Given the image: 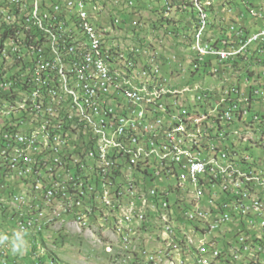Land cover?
Segmentation results:
<instances>
[{
  "label": "built area",
  "instance_id": "obj_1",
  "mask_svg": "<svg viewBox=\"0 0 264 264\" xmlns=\"http://www.w3.org/2000/svg\"><path fill=\"white\" fill-rule=\"evenodd\" d=\"M17 3L0 0L4 29L34 27L42 47L0 40V75L11 56L32 52L29 67L0 95L11 102L32 95L25 111L0 113V160L12 161L17 171L10 180V172L0 170V194L18 196L24 205L48 201L51 191H42L41 178L51 177L56 198L65 199L58 219L87 212L92 226L106 220L107 228L120 230L124 220L142 217L153 239L167 233L184 250L212 238L202 261L189 264H205V257L213 264H264V244L250 247L252 236L264 235V205H250V197L264 198V155H253L250 144L251 134L264 133V0H125L126 10L122 0H30L23 20L10 23ZM196 28H205V40L177 54L180 34L189 37ZM150 30H157L158 41H150ZM123 36L132 41L117 45ZM198 43H205V56H198ZM129 58H137L139 76L156 83L202 79L160 98H136L131 87L114 92L122 80L114 65ZM17 74L26 75L23 88H16ZM57 87H65L68 98ZM60 106L89 119V126H74L73 133L55 126L54 118L63 117ZM105 110H113V123L104 122ZM177 114H184V124H177ZM75 128L83 129V138H75ZM114 149H129V156L112 159ZM217 154L231 155L232 163L216 162ZM138 156H147L148 165L136 167ZM247 161L259 162V169H248ZM97 164L106 171L92 174ZM165 164H175V171H165ZM131 178L141 179L144 201L124 195ZM218 182H227V192ZM117 199L129 200L128 215L113 210ZM82 202H92V210L82 211ZM112 247L124 251L130 244ZM164 256L169 263L178 259Z\"/></svg>",
  "mask_w": 264,
  "mask_h": 264
},
{
  "label": "bare ground",
  "instance_id": "obj_2",
  "mask_svg": "<svg viewBox=\"0 0 264 264\" xmlns=\"http://www.w3.org/2000/svg\"><path fill=\"white\" fill-rule=\"evenodd\" d=\"M7 1H18L17 5L14 6L8 14V22H21L27 7L30 5V0ZM4 27V13H0V40H3L4 43H11L13 40H16V42H23L24 39L31 49L42 47V38L39 36V33L34 31V27L9 26V30L7 31ZM205 38V28H196L195 34H189V37H187V34H180L181 42L177 45V54L188 53L193 47V42H202ZM122 43L124 45V42H121V38H117V45H122ZM198 56H205V43H198ZM31 61L32 52H25V54H21L19 57H10L3 73L0 75V95H2V87L10 85L16 73H20L22 70L29 67ZM136 65L137 58H129V61L123 63L122 66L114 65V74L122 76V80L114 84V92L130 91L131 87L136 89V98H145L146 94L153 98H160L162 94H169L172 88H182V81L178 80V78H171V81H158V83H156L148 77H141L138 75L136 69H134ZM24 85H26V75L17 74L16 88H23ZM228 88H235V81H228ZM57 94L61 98H68V90L65 89V87H57ZM30 102H32V95H22L21 101L13 102L7 98H0V113L1 111L2 113L13 112L14 110L25 111V104H29ZM60 113L63 114V117H55L54 125L66 128V133H73L74 126H89V119L83 118L82 116H75L74 109H68L67 106H60ZM103 120L105 123H113V110H105L103 113ZM176 122L177 124H184V114H177ZM204 122H211V114H204ZM75 138H83L82 128H75ZM10 141H19V134H10ZM250 144L254 145L256 152L258 150L264 155V133L251 134ZM123 156H129V149H114L112 152V159H120ZM216 162L222 164L232 163V156L217 154ZM146 165H148L147 156H138L135 159L136 167H144ZM29 168H36V161H29ZM247 168L259 169V162L247 161ZM0 170L3 172H10V180H17V171H12V161L0 160ZM99 171H106V164H97V167H92V174H99ZM165 171H175V164H165ZM140 186L141 179L131 178V184L126 185L124 188V195H132L133 193V198L136 199V201H144L143 190L137 189V187ZM41 189L42 191H51V197H48V201L30 199L28 205H24L18 196L9 197V194H0V214L3 212V208L12 210L14 215L18 217V219H16L11 216L12 219L17 221L19 225L18 229H28L26 227V222H30V227L28 229L30 233L40 231L42 222L45 221L50 223L55 219L62 220V223H70L72 221L81 229H89L92 226V220H86L87 212H76V217H67L70 220H67L66 217L64 219H58L60 216V208L65 206V199L56 198L58 197V190H51V177L41 178ZM218 190L220 192H227V182H218ZM250 205H264V198L252 196L250 197ZM128 207V199H117L113 203V210H121V215H128ZM81 210H92V202H82ZM164 222H172V215H164ZM94 224H98L102 232L111 231L113 235L118 236V241L120 242L117 243H119L120 246H125V244L129 242L130 247H124V251H122L120 247L119 248L122 256L131 257L132 260L135 259L132 264H140L142 261L144 264H189L187 262L202 261V251L212 246V238H201L194 243H188L187 250L181 249L180 243L171 242V236L167 233H157L153 239V232H147L146 221L142 217H133L124 220V227L120 230L119 227L107 228L106 220H94ZM142 238L154 242L158 241L161 247L157 248L158 250L155 252H150L149 250L139 251L137 248L141 245L138 243L142 242ZM254 240H261L264 242V235L252 236L250 239V247H260L261 242L256 244ZM224 243H231V236H224ZM7 249L6 247V250ZM4 251V246H1L0 254H5ZM164 255H175L178 259L169 263L167 262V257ZM205 264H213V257H205ZM247 264H260V260H247Z\"/></svg>",
  "mask_w": 264,
  "mask_h": 264
},
{
  "label": "rangeland",
  "instance_id": "obj_3",
  "mask_svg": "<svg viewBox=\"0 0 264 264\" xmlns=\"http://www.w3.org/2000/svg\"><path fill=\"white\" fill-rule=\"evenodd\" d=\"M124 2L125 0H122L121 9L126 10ZM234 8L241 9V6L239 4H236L234 5ZM261 25L262 24H260V26ZM157 35V32L150 30V41H158ZM143 37L148 39L147 35H144ZM151 37L154 39H152ZM124 40L132 41L131 38L129 39L123 36L121 38V42H124ZM200 79H202L201 75H197L194 78L188 77V79L183 80L181 84L188 85L190 83H193V81L197 82ZM252 154L255 156L263 155L258 150L257 153L253 152ZM7 223L8 222L6 221V225L5 223L0 224V231L11 233L13 230L17 229L14 226H9ZM46 225L43 226L42 230L39 231V233H37L36 235H30V247L25 255L14 256L10 252L9 259L6 260V263L38 264L40 262L38 261L37 257L43 252H45V254L49 253L48 257L50 261L46 259L42 264H118L117 262H121L122 260L125 261V257L128 258L125 263L132 264L135 261V259L132 260L131 257L122 256L120 254L121 250L119 247L111 248V245L120 246V244L117 243L120 242L118 241L119 237L113 235L111 231L105 233L102 232L98 224H94V227L91 226L89 229H83V231L72 221L70 223H62V220L55 219L50 223L48 222V224ZM138 244L141 245L137 248L139 251L149 250L150 252H155L158 250L157 248L161 247L160 242L145 240L144 238H142V242H139ZM9 250L10 249L8 248L6 251H4L6 255ZM52 260H55L56 262L52 263ZM142 262L140 264H144V262Z\"/></svg>",
  "mask_w": 264,
  "mask_h": 264
},
{
  "label": "clouds",
  "instance_id": "obj_4",
  "mask_svg": "<svg viewBox=\"0 0 264 264\" xmlns=\"http://www.w3.org/2000/svg\"><path fill=\"white\" fill-rule=\"evenodd\" d=\"M235 9V8H234ZM3 213L5 215H12L9 210H3L0 214V224L6 223ZM12 219V218H11ZM67 220H70L66 217ZM48 224V222H42L40 225V231L42 230L43 226ZM6 225V224H5ZM38 232L30 233L28 229H16L13 230L11 233L2 232L0 231V246H5L10 250L7 252V255L4 257H0V264H7L6 260L9 259L10 252L12 255L16 256H23L26 254L30 247V235H36Z\"/></svg>",
  "mask_w": 264,
  "mask_h": 264
},
{
  "label": "trees",
  "instance_id": "obj_5",
  "mask_svg": "<svg viewBox=\"0 0 264 264\" xmlns=\"http://www.w3.org/2000/svg\"><path fill=\"white\" fill-rule=\"evenodd\" d=\"M154 32H157V30H153ZM195 81H193V83H194ZM3 215H4V218H6L5 219V221H7L8 223V225L9 226H14L15 228H19V225H18V223H17V221L16 220H14V219H11V216L10 215H5V213H3ZM6 224V223H5ZM254 242L256 243V244H259L260 242V245H262V244H264V242L263 241H261V240H254ZM48 255H49V253H47V254H45V252H43L41 255H38V257H37V259H38V261L40 262V263H38V264H42L46 259L47 260H49L50 261V259H49V257H48ZM40 256V257H39ZM56 261L55 260H52V263H55Z\"/></svg>",
  "mask_w": 264,
  "mask_h": 264
},
{
  "label": "crops",
  "instance_id": "obj_6",
  "mask_svg": "<svg viewBox=\"0 0 264 264\" xmlns=\"http://www.w3.org/2000/svg\"><path fill=\"white\" fill-rule=\"evenodd\" d=\"M4 249H5V251H6V247L4 246Z\"/></svg>",
  "mask_w": 264,
  "mask_h": 264
}]
</instances>
